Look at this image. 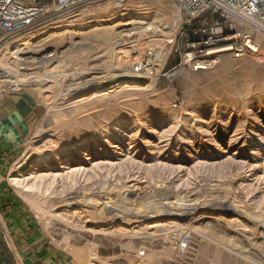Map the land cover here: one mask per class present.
I'll return each instance as SVG.
<instances>
[{"label":"rangeland","instance_id":"1","mask_svg":"<svg viewBox=\"0 0 264 264\" xmlns=\"http://www.w3.org/2000/svg\"><path fill=\"white\" fill-rule=\"evenodd\" d=\"M122 4L80 0L0 44V97L25 94L39 113L2 182L72 264H264V37L253 56L194 69L174 2ZM148 51L153 68L136 70ZM142 214L155 219L88 226ZM175 230L190 235L183 251Z\"/></svg>","mask_w":264,"mask_h":264},{"label":"built area","instance_id":"2","mask_svg":"<svg viewBox=\"0 0 264 264\" xmlns=\"http://www.w3.org/2000/svg\"><path fill=\"white\" fill-rule=\"evenodd\" d=\"M78 1L0 0V44L71 10ZM126 1L123 0L124 3ZM171 1L184 16L178 27L177 38L186 45V56L190 55L193 64L194 59L206 56L210 51L218 54L230 52L235 58L253 56L259 52L256 36L264 37V0ZM152 57L153 52L148 51V59L136 70H151L152 62L156 61V57ZM199 65L195 64L193 68L198 69ZM179 66H182V61ZM1 71L0 68V81ZM2 180L4 177H0ZM170 240L183 251L188 246L190 235L175 230L170 233Z\"/></svg>","mask_w":264,"mask_h":264},{"label":"crops","instance_id":"3","mask_svg":"<svg viewBox=\"0 0 264 264\" xmlns=\"http://www.w3.org/2000/svg\"><path fill=\"white\" fill-rule=\"evenodd\" d=\"M36 103L25 94L0 97V177L7 174L19 145L38 119ZM10 264H72L23 204L15 190L0 181V256Z\"/></svg>","mask_w":264,"mask_h":264},{"label":"bare ground","instance_id":"4","mask_svg":"<svg viewBox=\"0 0 264 264\" xmlns=\"http://www.w3.org/2000/svg\"><path fill=\"white\" fill-rule=\"evenodd\" d=\"M111 2H112V5H111V7L112 8H117V7H122L123 6V4L122 3H124L123 2V0H111ZM80 3V0L78 1V4ZM77 4V5H78ZM132 14L131 13H125L124 14V16L125 17H128L129 18V21H127V23L126 24H138L140 21H139V16L137 15V17H132L131 16ZM136 15V14H135ZM142 23V22H141ZM67 31V30H66ZM64 32V31H63ZM64 33H66V32H64ZM58 34H60V33H58ZM57 35V33H48V31H46V32H44V33H41L39 36H37L36 38H34V39H30V40H23L22 41V43L21 44H19L18 46H17V50L16 51H14V52H18L20 49H21V47H22V49L23 48H26V47H31V48H35V47H37L39 44H41L42 43V41H45V40H48V39H51L52 37H54V36H56ZM63 35V34H62ZM13 52V53H14ZM214 52H216V51H210L209 53L210 54H206V56H209V55H211L212 53H214ZM40 54H42V53H40ZM45 56H47V55H45ZM48 56H50V53H48ZM212 61L211 60H202V61H194V64H200L199 66H200V68H207V65L208 64H210ZM186 63H190V64H193L192 63V60H191V57H190V55L188 56V59H187V61H186ZM155 82V81H154ZM90 83V82H89ZM87 84V83H86ZM92 84V83H91ZM85 84H83L82 86H84ZM93 85V84H92ZM153 85V84H152ZM150 86V85H149ZM93 88H96L94 85H93ZM76 93H78L79 91L78 90H76L75 91ZM107 92H105V93H103V94H106ZM108 94V93H107ZM80 168V167H79ZM81 169V168H80ZM75 170H77V169H72V171H75ZM27 174H29V173H26L25 175H27ZM28 176V175H27ZM31 176H33V175H30L29 174V176L27 177V178H30ZM37 176V175H36ZM20 177H24V174H21L20 175ZM20 177L18 178V177H13L12 178V180L14 181V182H17V181H19L20 180ZM40 178V177H39ZM45 179V178H44ZM41 180V179H40ZM37 182V181H36ZM34 183V182H33ZM38 184V183H37ZM42 184V183H41ZM46 188V187H45ZM74 207V206H73ZM69 210V209H68ZM67 211V210H66ZM81 211V210H80ZM191 214H193L192 212H189V211H183L182 212V214H180L179 216L181 217V218H186V217H188V216H191ZM68 216V215H67ZM70 217V216H69ZM96 217V216H95ZM135 217V219L134 220H132L131 222H128V221H126V220H124V219H122V218H119V217H116V216H111V218L108 220V221H100V222H96L95 220H91V221H87L88 222V226H96L97 228L98 227H103V226H108V225H111L110 227H113L115 224H119V225H126V226H128V227H133V225H135L136 227L138 226V225H141V224H147V225H149L151 222H153L154 221V219H155V216L154 215H152V214H142V215H138V216H134ZM92 219V218H91ZM94 219V218H93ZM101 220V219H100ZM98 221V220H97ZM146 226V225H145ZM149 227V226H148ZM108 228V227H107ZM140 228V227H139ZM144 229V228H143ZM130 230H133V228H130ZM140 231V230H139ZM86 262V261H85ZM135 264V263H134Z\"/></svg>","mask_w":264,"mask_h":264},{"label":"water","instance_id":"5","mask_svg":"<svg viewBox=\"0 0 264 264\" xmlns=\"http://www.w3.org/2000/svg\"><path fill=\"white\" fill-rule=\"evenodd\" d=\"M93 90H94L93 85L91 83H87L84 86H81L80 89H78L79 91L78 93H80L81 95H84Z\"/></svg>","mask_w":264,"mask_h":264}]
</instances>
